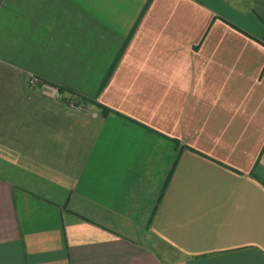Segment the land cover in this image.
<instances>
[{
  "label": "crops",
  "instance_id": "1",
  "mask_svg": "<svg viewBox=\"0 0 264 264\" xmlns=\"http://www.w3.org/2000/svg\"><path fill=\"white\" fill-rule=\"evenodd\" d=\"M0 264H264V0H0Z\"/></svg>",
  "mask_w": 264,
  "mask_h": 264
},
{
  "label": "built area",
  "instance_id": "2",
  "mask_svg": "<svg viewBox=\"0 0 264 264\" xmlns=\"http://www.w3.org/2000/svg\"><path fill=\"white\" fill-rule=\"evenodd\" d=\"M30 84L32 86L38 85L42 96L59 100L73 112H82L86 109L87 103L77 93L64 91L53 84L39 80L35 76L30 77Z\"/></svg>",
  "mask_w": 264,
  "mask_h": 264
},
{
  "label": "rangeland",
  "instance_id": "3",
  "mask_svg": "<svg viewBox=\"0 0 264 264\" xmlns=\"http://www.w3.org/2000/svg\"><path fill=\"white\" fill-rule=\"evenodd\" d=\"M64 91H66V90H64ZM53 100H54V99H53ZM57 101H58V102H60L59 100H57ZM60 103L63 105V103H62V102H60ZM84 110H85V109H84ZM84 110H83V111H84Z\"/></svg>",
  "mask_w": 264,
  "mask_h": 264
},
{
  "label": "trees",
  "instance_id": "4",
  "mask_svg": "<svg viewBox=\"0 0 264 264\" xmlns=\"http://www.w3.org/2000/svg\"><path fill=\"white\" fill-rule=\"evenodd\" d=\"M103 111H105V109H103Z\"/></svg>",
  "mask_w": 264,
  "mask_h": 264
}]
</instances>
